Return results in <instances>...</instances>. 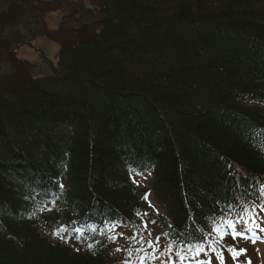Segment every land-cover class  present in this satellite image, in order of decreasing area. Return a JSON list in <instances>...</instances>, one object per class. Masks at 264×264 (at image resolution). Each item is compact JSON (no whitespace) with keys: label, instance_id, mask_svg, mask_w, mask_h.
I'll use <instances>...</instances> for the list:
<instances>
[{"label":"trees","instance_id":"obj_1","mask_svg":"<svg viewBox=\"0 0 264 264\" xmlns=\"http://www.w3.org/2000/svg\"><path fill=\"white\" fill-rule=\"evenodd\" d=\"M38 35L64 38L57 66L18 56ZM131 170L150 177L162 234L206 236L215 219L262 202L264 0L6 1L0 264H110L96 234L137 224L147 206ZM53 195L57 210L37 213ZM44 221L96 227L94 247L44 236Z\"/></svg>","mask_w":264,"mask_h":264},{"label":"rangeland","instance_id":"obj_2","mask_svg":"<svg viewBox=\"0 0 264 264\" xmlns=\"http://www.w3.org/2000/svg\"><path fill=\"white\" fill-rule=\"evenodd\" d=\"M7 0H0V9L4 7V4L6 3ZM166 3V1H164ZM167 4H170L167 2ZM168 7V6H166ZM65 9V7H63ZM64 10H61L63 13ZM57 12H52L50 15H47L46 17V24L49 28L51 29H56L59 24H60V17L59 15L61 14ZM65 13V12H64ZM81 16V15H80ZM79 17V16H77ZM77 20V19H76ZM77 22H80L77 20ZM69 23H76L75 20L71 17ZM81 23L75 26H79ZM66 25V24H65ZM69 28L65 29L63 28L62 33H64L62 36H66V38H69ZM61 41L64 38H59ZM53 40L48 38L46 35H38L35 37L29 45H23L19 48L18 50V56L22 59H26L27 61H30L34 64H40L43 62L42 56L44 58L48 59L49 61L52 62L54 66H57L58 62V51H59V45L58 43L60 40ZM37 73L40 75H48L49 73V65H44V67L41 70H38ZM131 178L133 179V176L131 175ZM135 183L140 185L141 187L143 186H148L150 185V179L147 176H140V175H134ZM145 194H147V203L149 206V203L154 206V208H150L149 210L144 209L141 211V216L138 217V226L137 229H131L123 226H116L114 230L112 228H109V234L111 235H117L118 238L115 241H109L105 239L106 243H109L111 246L110 248L112 249L113 252V261H111L110 264H124L125 260H130L131 264H139V256L142 253H138L135 251L137 247H144L146 248L147 245H139L137 242L131 241L128 238L132 237L134 232L139 231L142 235L145 241L148 239H151L155 242V239L157 236H160V242H159V249L164 250V248L169 244L167 239L165 238V235L160 232L159 228V215L164 213L163 209L160 207V205L157 203L155 198L153 197L152 191L148 190L146 193H144L143 198L145 197ZM158 210V212L156 211ZM147 212V216H143V213ZM235 218L230 217L228 219L222 218L220 220H215L214 223H211L209 225L210 229L212 230L213 228L220 227L221 231L228 230L226 225L227 221L233 220ZM142 220H147L149 221L147 229L144 228V225L142 223ZM152 221H155V223H152ZM223 226V227H221ZM61 227L60 225L53 224L49 225L48 223L44 226L42 234L46 235L47 237L53 239L54 241H60L64 242L61 238L52 235V233ZM261 228H264V225L261 226ZM243 226L242 225H237V231H242ZM229 235H226L222 241L219 240V235L217 233L212 232V241L216 242V247L217 250L223 249V264H248V261L251 262V264H264V241L259 240L260 238L256 239L255 238V243L252 242V233H248L249 239H244L240 236H237L235 240L232 239L230 230ZM257 230H255V233ZM123 233L122 236L119 234ZM151 233V235H149ZM262 237L264 236V232H262ZM64 237L67 239V243L74 247L75 249L78 250H88V244H93L95 242H91L90 238L92 235V232L90 230L85 229V237H82L80 240H77L75 238V235L69 236L68 233L63 234ZM96 239L99 240L101 236L99 235V232L96 234ZM139 240V237H137V241ZM121 248L124 250H127L129 247H132L133 249V255L132 257H128L126 254V251H115L116 248ZM174 249L176 248L175 245H173ZM229 247H235L237 250L239 249H246V252L244 254L239 255L235 259L231 256V254L227 251V248ZM149 254H151V250H149ZM157 256H159V251L156 253ZM209 255L212 256V264H218V261L216 259V256L214 254L209 253ZM161 259H164L165 261L167 260V255L162 257ZM161 259H157L155 261H146L145 264H161ZM199 259H207V256L202 255L199 257Z\"/></svg>","mask_w":264,"mask_h":264},{"label":"snow or ice","instance_id":"obj_3","mask_svg":"<svg viewBox=\"0 0 264 264\" xmlns=\"http://www.w3.org/2000/svg\"><path fill=\"white\" fill-rule=\"evenodd\" d=\"M133 182H136L134 179V174ZM59 188L63 189V185H59ZM258 191L262 203H260L259 205L255 203H253L252 205H241L240 210L237 211L236 218L227 221L226 227L228 230H230V234L233 240H235L237 236H240L244 239H249L250 237L248 233H252V242L255 243V230L258 229L261 232H264V228H261L260 223H258V220H264V217L259 216V213L256 212L257 208H259L260 212H264V186H261ZM45 194L50 193H47V190H45L44 193H41V195ZM144 199L147 200V194H145ZM149 207L154 208V206H152L150 203ZM226 207L228 209L229 214H231L232 209L235 208L236 205L229 204ZM43 210L45 209L42 208L41 211ZM47 210H57L56 197L54 195L51 201V207L47 208ZM156 211L158 212V210ZM35 214V212L32 213L33 216H35ZM136 215L140 217L141 213L138 211ZM147 215V212L143 213V216ZM142 223L144 225V228L147 229L149 221L142 220ZM152 223H155V221H152ZM73 224H75V221H73ZM237 225H242L243 230L237 231ZM116 226V224H112V230H114ZM107 227L108 226L105 225V228ZM105 228H101L99 230V235L109 241L117 240V235H106ZM88 230H90L94 234L97 232V228L92 225L88 226ZM228 230L221 231L220 227H216L212 229V232L217 233L219 235V240L222 241L226 235H229ZM66 232L69 236L75 235V238L77 240H80L82 237H85V228L83 225H81L80 227H73L71 230H69L64 225H61V227L56 229L52 233V235L61 238L62 240H64L65 243H67L68 241L63 235ZM119 235L122 236L123 233H120ZM149 235H151V233H149ZM164 235L168 236L170 239V243L164 248V250H160L158 247L161 239L160 236L156 237L155 242L151 239L145 241L143 235L139 231H137L134 232L132 237L128 238L131 241L137 242L139 245H147L146 248L137 247L135 249L136 252L142 253L139 256V264H145L146 261H155L157 259H161L165 255H167V260L165 261L164 259H161V264H212V256L209 255V253L214 254L216 256L218 264H223V249L217 250L216 242H213L210 236L205 237L203 233H201L200 237H196L191 233L182 234L179 232L165 233ZM137 237H139L138 241ZM96 244H102V241H96ZM174 244L178 245V247H176L175 249L173 247ZM93 247L94 244H88L89 249H92ZM149 250H151V254H149ZM115 251H126L128 257H132L133 255L132 247H129L127 250L118 247L115 249ZM158 251L159 256L156 255ZM227 251L231 254L233 259H235L239 255L244 254L246 252V249L237 250L235 247H229L227 248ZM202 255L207 256V259H199V257H201ZM124 264H131V262L130 260H125ZM248 264H251V262L248 261Z\"/></svg>","mask_w":264,"mask_h":264}]
</instances>
